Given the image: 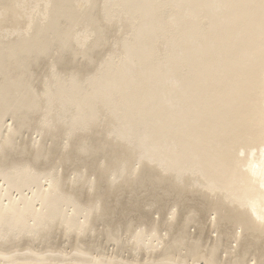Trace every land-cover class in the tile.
Wrapping results in <instances>:
<instances>
[{
    "label": "bare ground",
    "instance_id": "1",
    "mask_svg": "<svg viewBox=\"0 0 264 264\" xmlns=\"http://www.w3.org/2000/svg\"><path fill=\"white\" fill-rule=\"evenodd\" d=\"M0 264H264V0H0Z\"/></svg>",
    "mask_w": 264,
    "mask_h": 264
}]
</instances>
